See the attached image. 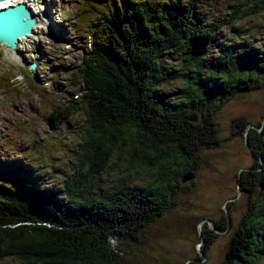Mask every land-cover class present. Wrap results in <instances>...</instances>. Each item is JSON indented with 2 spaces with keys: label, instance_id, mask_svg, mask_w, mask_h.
I'll return each instance as SVG.
<instances>
[{
  "label": "trees",
  "instance_id": "trees-1",
  "mask_svg": "<svg viewBox=\"0 0 264 264\" xmlns=\"http://www.w3.org/2000/svg\"><path fill=\"white\" fill-rule=\"evenodd\" d=\"M249 2L242 15L263 13L264 0ZM231 3L221 7L238 18L242 5ZM77 7L95 25L85 34H94L93 53L77 66L79 91L67 104L83 117L79 155L70 174L43 187L24 179L19 162L12 179L0 178V264H125L120 242L164 215L186 174L199 167L197 152L221 144L217 125L202 122L237 95L264 87L262 35L237 25L228 32L230 17L206 21L202 0H80ZM260 22L252 27L262 31ZM249 137L264 159L261 133ZM120 166L154 176L142 187L137 178L140 184L103 190L110 181L103 176ZM258 167L241 174L249 199L225 264H264Z\"/></svg>",
  "mask_w": 264,
  "mask_h": 264
},
{
  "label": "rangeland",
  "instance_id": "rangeland-1",
  "mask_svg": "<svg viewBox=\"0 0 264 264\" xmlns=\"http://www.w3.org/2000/svg\"><path fill=\"white\" fill-rule=\"evenodd\" d=\"M35 1L33 11L39 22L34 33L20 43L17 53L0 44V174L2 162L21 156L20 167L25 168L21 174L39 188L52 177L57 181L62 174H70L79 155L83 117L75 114V109H67V104L77 98L79 91L77 66L93 53L94 34L86 37L85 33L95 25L83 20V14L76 7L80 0L78 3L76 0ZM229 1L202 0L206 6L203 10L206 21L230 17L232 22L223 25L228 32L235 25L243 29L249 27L246 28L251 29L248 34L262 35L264 39V27L262 31L252 27L255 22L258 25L264 22V11L254 19L248 18L242 14L248 12L252 0H231L233 5H242L238 18L232 19V10L221 7ZM241 15L245 17L240 19ZM64 25L68 27L63 28ZM72 25H79L80 31L72 32ZM51 28L64 32L62 37L68 40L59 41L58 32ZM44 55H48L45 58L50 64L42 59ZM23 60L27 65L46 62V70L34 72L44 85L42 92H32L23 76L15 75L26 66ZM14 79L19 81L16 86ZM244 121L246 126L251 125L247 126V131L261 133L264 145V87L237 95L213 118L202 122L207 128L210 123L217 125L221 144L197 152L201 161L199 167L194 173L186 174L189 179L184 181L185 176L181 181L174 204L164 215L137 231L134 240L120 242L125 264L226 263V258L235 250L232 242L249 199L241 189V174L243 176L252 166L263 164L264 167V159L250 145L249 133L245 130L240 136L234 135ZM108 176H103L102 180H110L104 181L103 190L112 189L113 184L118 183L140 184L137 178L144 181L139 185L142 187L148 185L146 182L152 181L154 175L145 171L127 172L120 166ZM5 179H12V175L7 174ZM111 243L115 241L111 239ZM5 263L22 264L12 259ZM232 263L230 259L228 264Z\"/></svg>",
  "mask_w": 264,
  "mask_h": 264
},
{
  "label": "water",
  "instance_id": "water-1",
  "mask_svg": "<svg viewBox=\"0 0 264 264\" xmlns=\"http://www.w3.org/2000/svg\"><path fill=\"white\" fill-rule=\"evenodd\" d=\"M34 24V18L24 5L0 11V39L15 48V42L29 34ZM188 179L189 176H186L184 181Z\"/></svg>",
  "mask_w": 264,
  "mask_h": 264
},
{
  "label": "bare ground",
  "instance_id": "bare-ground-1",
  "mask_svg": "<svg viewBox=\"0 0 264 264\" xmlns=\"http://www.w3.org/2000/svg\"><path fill=\"white\" fill-rule=\"evenodd\" d=\"M36 3V1L35 0H11V1H9V2H7V3H0V8H2V7H6V6H8V5H15V4H25V5H27L29 8H32L33 9V5ZM6 9V8H5ZM86 35H89V33L88 32H86L85 33ZM23 39H26V38H22L21 40H23ZM239 97V96H238ZM231 101V100H230ZM7 185V184H6ZM16 190H18V188L16 187ZM50 195H51V198L53 197H55V195L52 193V192H50Z\"/></svg>",
  "mask_w": 264,
  "mask_h": 264
}]
</instances>
